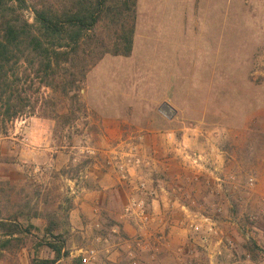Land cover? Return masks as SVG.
<instances>
[{
    "label": "rangeland",
    "instance_id": "rangeland-1",
    "mask_svg": "<svg viewBox=\"0 0 264 264\" xmlns=\"http://www.w3.org/2000/svg\"><path fill=\"white\" fill-rule=\"evenodd\" d=\"M10 8L9 14L34 23L31 10ZM177 38L179 48L209 51L176 52ZM134 47L129 57L106 56L88 74L77 119L58 134L55 121L31 116L14 122L8 136H0V188L13 193L16 204L27 202L42 213L58 211L68 253L59 264H82L92 249L96 256L89 264H264V235H253L250 221L255 188L246 187L255 178L251 116L264 106V0H138ZM159 47L167 52L160 54ZM164 103L176 110L171 118L160 111ZM160 116L175 118L176 141L165 151L147 148L149 134L143 130L163 127ZM113 120L121 133L100 131L99 126ZM187 132L200 138L220 135L230 160L220 175L225 182L233 176L235 183L219 187L217 171H208L210 152L186 145L182 136ZM194 153L207 163L193 165L186 155ZM163 155L179 166L171 181L168 170L167 180L159 177ZM101 172H111L119 181L115 206L93 179ZM183 172L190 175L185 182ZM194 184L206 188L203 198L188 188ZM161 185L176 194L165 193L166 203L187 205V215H180L187 221L184 240L173 245L172 229L163 227L157 229L154 245L137 235L129 252H122L118 244L127 233L121 223L137 228L158 224L152 203ZM91 190L98 198L89 196ZM133 197L146 202L152 222L142 224L125 214ZM219 202L225 204L221 213L212 208ZM10 207L0 201V210ZM203 216L216 221L221 232L204 246L191 240L189 228L191 220ZM34 222L39 229L20 252L18 264L54 258L47 245L38 246L46 221ZM138 241L145 247H138Z\"/></svg>",
    "mask_w": 264,
    "mask_h": 264
},
{
    "label": "trees",
    "instance_id": "trees-1",
    "mask_svg": "<svg viewBox=\"0 0 264 264\" xmlns=\"http://www.w3.org/2000/svg\"><path fill=\"white\" fill-rule=\"evenodd\" d=\"M137 1L0 0V136L31 116L55 121V135L75 122L88 74L108 55H132ZM13 6L31 10L34 23L9 14ZM3 200L11 207L0 210V264H18L40 218L46 227L38 246L47 245L54 258L29 263L59 264L68 255L58 211L16 204L13 193L0 188Z\"/></svg>",
    "mask_w": 264,
    "mask_h": 264
},
{
    "label": "crops",
    "instance_id": "crops-1",
    "mask_svg": "<svg viewBox=\"0 0 264 264\" xmlns=\"http://www.w3.org/2000/svg\"><path fill=\"white\" fill-rule=\"evenodd\" d=\"M161 36L158 37L159 44H161L162 38ZM171 48H173V41L171 42ZM178 38L176 40V52H205L209 50H201V49H194L191 45H185L184 48H179L178 45ZM224 45V42H223ZM158 47V46H157ZM135 48V47H134ZM135 51V49H134ZM133 51V53H134ZM160 54L166 53L167 51L162 49V47H159V50H157ZM162 61V58L160 59V62ZM170 62L173 63V57L170 56ZM219 84V81L218 83ZM208 114H203V118H205ZM160 122L164 123L163 127H158L154 130H149L147 128L143 129L146 130L149 134L146 140V147H159L162 148V151H165L166 148L174 147V143L176 141L175 136V130H173L174 125H172V122L175 120L173 119H167L164 116H160ZM100 127L101 132L105 133H121L120 125H117L116 121L113 120L112 122H105ZM140 130V129H139ZM188 131V130H187ZM250 132H251V159L250 163L254 164L255 169V180H256V187L254 190V196L255 200L251 204V208L254 211V214L258 217V220L253 227L252 234L261 236L264 235V106H262L260 109H258L252 116H251V124H250ZM209 134V133H208ZM182 141L189 145L191 148H195L198 150H207L211 154V158H209V168L208 171H210L212 174H215L214 172L217 171L216 174H218L216 178L217 179H225L224 177H221L222 174H225L227 171V165L230 163V160H228V157L226 155V152L221 147L222 138L219 136H207V138H200L195 136H189V132L185 133L182 136ZM172 150V149H170ZM213 152V153H211ZM164 154V153H163ZM166 155V154H165ZM165 155H163L162 159L158 161V168L159 173H163L161 176H159L162 180H167L166 175L164 172L168 170L169 173V179L167 181L173 180L172 176L174 177L175 174L179 172V166L178 163L174 162L173 158H166ZM170 162V163H169ZM210 169V170H209ZM181 170V168H180ZM182 171V170H181ZM221 174V175H220ZM183 176V182L186 180H189L190 175L186 173H182ZM179 178V176H176ZM254 178V177H253ZM95 183H98L101 187V193L105 197H108L109 203L113 204L112 206H115V199L113 198L116 195L117 189L115 186L119 183L116 176L112 175L111 172L108 173H99L94 176ZM228 179V178H227ZM157 181H160L157 179ZM188 186V185H187ZM188 188L190 191H194L195 195L200 196L203 198L204 192L206 188L200 184H194L189 185ZM165 187L163 185L160 186L159 189V196L153 200L152 208L154 216L158 219V224H151L144 227L139 226L137 228L136 226L128 223V221H125L121 223L122 231L127 234H125V239L122 241V243H119L120 248L124 251L122 252H129V250L133 247V240L132 238L139 235L143 236L150 245H154L156 243V234L158 233V228L163 227H169L172 229L171 237H172V243L175 245L176 243L184 240L186 229L184 226H186V215L188 213L187 205L182 202L171 200L169 203H166L164 199L166 198L165 193L171 194V196H176L175 193H173L170 189L169 191H165ZM205 189V190H204ZM92 191V190H91ZM105 191V192H104ZM206 193V192H205ZM98 194L92 193L89 194L93 199L96 198ZM98 198V196H97ZM217 205H223L222 202ZM208 206V205H207ZM171 214L172 217H166V214ZM164 214V215H163ZM185 214V216L182 218L180 215ZM115 220H117V216L114 215ZM177 230H180L177 232ZM132 242V243H131ZM146 251H142L143 256H147L148 254L145 253Z\"/></svg>",
    "mask_w": 264,
    "mask_h": 264
},
{
    "label": "built area",
    "instance_id": "built-area-1",
    "mask_svg": "<svg viewBox=\"0 0 264 264\" xmlns=\"http://www.w3.org/2000/svg\"><path fill=\"white\" fill-rule=\"evenodd\" d=\"M186 157L193 163V165L198 167H200L199 165H202V163L207 162L206 157L201 154H187ZM229 180L230 182H225L226 180L217 179V181L220 183L219 187H221L223 184H233L231 181H234L235 178L232 176L229 178ZM255 186V178L249 179V181L246 183L247 189L254 190ZM141 187L144 188L145 184L142 183ZM133 189L135 190L136 187L133 186ZM212 208H216L217 212L219 213H221L223 210L222 205H214L212 206ZM125 214L136 217L142 224H147L154 220L153 215L150 214L149 206L146 204V202L143 199H137L135 197L130 200L128 206L125 208ZM257 220L258 217L255 214L250 216V221L253 225ZM189 228L192 234L191 240L198 245L204 246L206 244H209L212 240L220 238L221 232L218 230L216 221L208 216H203L199 220H191V222L189 223ZM162 238L163 237H160V239ZM219 242H221V240H219ZM137 246L140 248H144L145 244L142 241H138ZM95 256L96 251L93 249L90 250L87 255L82 258V264H89L91 260L95 258Z\"/></svg>",
    "mask_w": 264,
    "mask_h": 264
},
{
    "label": "water",
    "instance_id": "water-1",
    "mask_svg": "<svg viewBox=\"0 0 264 264\" xmlns=\"http://www.w3.org/2000/svg\"><path fill=\"white\" fill-rule=\"evenodd\" d=\"M160 111L170 118L176 114V110L168 103H164L161 106Z\"/></svg>",
    "mask_w": 264,
    "mask_h": 264
}]
</instances>
